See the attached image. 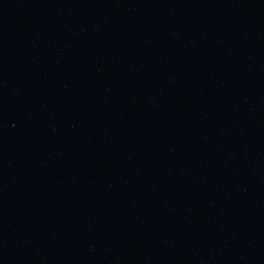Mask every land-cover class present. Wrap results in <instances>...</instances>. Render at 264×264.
I'll list each match as a JSON object with an SVG mask.
<instances>
[{
    "label": "water",
    "instance_id": "obj_1",
    "mask_svg": "<svg viewBox=\"0 0 264 264\" xmlns=\"http://www.w3.org/2000/svg\"><path fill=\"white\" fill-rule=\"evenodd\" d=\"M0 264H264V0H0Z\"/></svg>",
    "mask_w": 264,
    "mask_h": 264
}]
</instances>
